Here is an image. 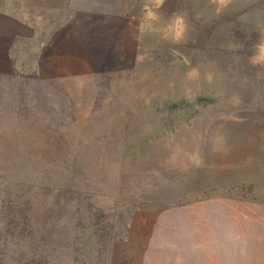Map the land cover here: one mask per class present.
Wrapping results in <instances>:
<instances>
[{"label": "rangeland", "instance_id": "374dc122", "mask_svg": "<svg viewBox=\"0 0 264 264\" xmlns=\"http://www.w3.org/2000/svg\"><path fill=\"white\" fill-rule=\"evenodd\" d=\"M260 205L264 0H0V264L243 249Z\"/></svg>", "mask_w": 264, "mask_h": 264}, {"label": "crops", "instance_id": "0c3cea01", "mask_svg": "<svg viewBox=\"0 0 264 264\" xmlns=\"http://www.w3.org/2000/svg\"><path fill=\"white\" fill-rule=\"evenodd\" d=\"M212 226L215 232H202L201 226L193 225L191 220L188 229L178 227L176 231L160 233L159 239L152 235V260H147L150 248L146 238L141 239L138 264H264V205L255 207L243 249L224 248V233L218 231L217 222Z\"/></svg>", "mask_w": 264, "mask_h": 264}]
</instances>
